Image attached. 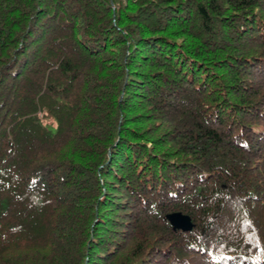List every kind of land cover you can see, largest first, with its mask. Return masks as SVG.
I'll return each mask as SVG.
<instances>
[{
  "label": "trees",
  "instance_id": "obj_1",
  "mask_svg": "<svg viewBox=\"0 0 264 264\" xmlns=\"http://www.w3.org/2000/svg\"><path fill=\"white\" fill-rule=\"evenodd\" d=\"M0 264H264V0H0Z\"/></svg>",
  "mask_w": 264,
  "mask_h": 264
},
{
  "label": "water",
  "instance_id": "obj_2",
  "mask_svg": "<svg viewBox=\"0 0 264 264\" xmlns=\"http://www.w3.org/2000/svg\"><path fill=\"white\" fill-rule=\"evenodd\" d=\"M165 217L173 228L187 230L192 225L189 216L187 214L181 213L180 211L166 213Z\"/></svg>",
  "mask_w": 264,
  "mask_h": 264
},
{
  "label": "rangeland",
  "instance_id": "obj_3",
  "mask_svg": "<svg viewBox=\"0 0 264 264\" xmlns=\"http://www.w3.org/2000/svg\"><path fill=\"white\" fill-rule=\"evenodd\" d=\"M183 230V229H182Z\"/></svg>",
  "mask_w": 264,
  "mask_h": 264
}]
</instances>
